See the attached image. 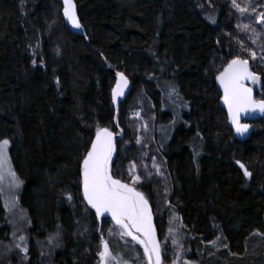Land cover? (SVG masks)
Wrapping results in <instances>:
<instances>
[{
    "label": "trees",
    "instance_id": "16d2710c",
    "mask_svg": "<svg viewBox=\"0 0 264 264\" xmlns=\"http://www.w3.org/2000/svg\"><path fill=\"white\" fill-rule=\"evenodd\" d=\"M73 1L84 36L67 27L59 0H0V139L11 141L30 239L59 232L48 264H95L101 236L113 252L119 242L108 237V218L84 212L80 183V163L96 128H114L115 75L108 68L124 73L132 86L119 103L124 135L116 143L113 174L137 156L126 120L142 99L152 105L153 141L170 180L169 201L192 240L194 258L202 264H264V244L256 247L264 238V117L251 122L248 139L237 140L215 84L240 55L261 77L255 96L264 98V26L253 21L243 30L231 0ZM253 28L260 33L255 44ZM172 88L178 96H169ZM165 124L171 126L160 133L158 125ZM194 144L201 145L195 160ZM142 192L155 214L152 188L147 184ZM4 212L0 197V223ZM155 222L161 234L156 215ZM29 255L30 264H46L35 248Z\"/></svg>",
    "mask_w": 264,
    "mask_h": 264
},
{
    "label": "snow or ice",
    "instance_id": "6c2138e0",
    "mask_svg": "<svg viewBox=\"0 0 264 264\" xmlns=\"http://www.w3.org/2000/svg\"><path fill=\"white\" fill-rule=\"evenodd\" d=\"M233 8L239 13L254 15L255 23L264 26V5H258L257 8L241 6L237 0H231ZM63 16L76 29L81 28V24L76 14V5L73 0H63ZM215 22V21H213ZM238 27H240L238 25ZM249 25H243V29L247 30ZM254 38L252 43H256L260 33L255 28L252 29ZM241 48L248 51L252 60L257 59V53L250 48H245L241 42ZM261 59H264V50H262ZM33 65H36V60H32ZM41 66L43 61L41 60ZM116 87L112 89V103H117V98L123 95V90L128 86V80L123 73L117 72ZM220 88L223 90L221 97L224 105L228 110V118L235 132L243 136L249 131V125L240 122L242 113L259 112L264 114V98L256 99L253 96V89L247 86V83L257 84L261 77L251 71L249 60L237 55L231 59L216 77ZM59 85V80L56 81ZM175 93L179 95L175 88L169 92V96ZM175 123V121H173ZM147 126L145 125V128ZM197 137L200 133L197 132ZM11 141L7 138L0 139V185L8 180L9 189H19L23 181H21L16 172L11 167L9 158V145ZM137 143L140 139L137 138ZM201 145H193V158L200 153L198 148ZM115 151L114 133L108 127H97L95 138L91 140L90 147L85 149V154L80 163V183L82 185L83 202H85V212L89 209L94 210L95 218L100 220L106 215L111 217L115 226V230L120 237H130L131 241L140 244L144 249V255L147 257L148 264H162V246L156 239L155 230L152 224V211L149 202L143 192L137 190V184L141 182V177L136 174V165H130V180L131 183L122 182L121 179L114 177L112 172L113 152ZM155 161V158H153ZM239 168L243 170V176L250 179L252 173L248 170L244 163L236 161ZM153 167L156 169V174H160V168L155 163ZM68 201L73 200V195L69 192L66 195ZM17 200L13 198L11 206L15 207ZM6 202L5 207L8 208ZM24 219L21 213V220ZM102 231V229H97ZM110 234L113 229L109 230ZM259 234V233H255ZM169 236L171 243L175 249L173 264H180L184 254L182 242L177 238V233L174 229L169 228ZM12 247L6 249L11 252L12 248L18 249L24 254V259H27L28 238L25 235L16 237ZM219 237H217V240ZM213 245L215 241H211ZM48 244L59 247V232L48 237ZM99 258V264H127L122 258H117L110 250L107 240L101 236L100 245L96 252ZM183 264H189L188 260H183Z\"/></svg>",
    "mask_w": 264,
    "mask_h": 264
},
{
    "label": "rangeland",
    "instance_id": "374dc122",
    "mask_svg": "<svg viewBox=\"0 0 264 264\" xmlns=\"http://www.w3.org/2000/svg\"><path fill=\"white\" fill-rule=\"evenodd\" d=\"M262 1L237 0V2L242 7L248 6L249 10H251V8H257L258 11L260 9L257 6L264 5ZM236 13V18L241 25L255 21L254 15H249L248 13L241 14L237 10ZM250 36L252 39L256 38L254 37L253 33H251ZM260 43L264 45L263 40H261ZM252 85L255 89H258L257 84ZM126 124L134 139V143L137 146L138 153L135 159L128 162L124 168L118 167L116 172L120 179L131 183L130 165L135 164L137 170L136 174L141 177V182L136 186L137 189L142 191V188L146 187L147 184H149L152 188L155 197V215L158 219L159 227L161 229L160 244L162 246V264H173L174 260L175 249L171 243L169 228L174 229V231L177 233V238L182 242L185 249L180 264H183V260H188L189 264H202L199 260L194 258V248H192L191 245L192 240L191 238L187 237L184 225L182 224L179 215L175 212V209L171 206L169 201L168 193L170 190V180L166 174L164 160L153 141V129L155 126L152 105L150 103H145L142 99H138L133 108H131V110L128 112ZM145 125L147 126L146 128ZM170 126L171 124L158 125V130L160 133H164ZM137 138L140 139V143H137ZM125 145L126 144H124V146ZM153 158H155V161ZM154 163L160 168L159 175L156 174V169L153 167ZM11 167L14 170L12 164ZM21 187L22 185L19 189H9L8 180L0 185V197L5 211L4 220L1 221L2 223H0V226L4 227L2 232L3 235L0 237V264H30L29 251H31L33 248L37 250L38 254L42 255L43 263L48 264L53 251L57 247L54 245H49L48 239L43 241H35L30 239V236L28 235L29 218L26 211L20 206L19 203V191L21 190ZM13 198L17 200L15 207L11 206V201ZM6 202L9 205L8 208L5 207ZM21 213H23L24 216L23 220H21ZM110 229H113L111 234L109 232ZM14 232L16 233L17 238L19 235H25L28 238L29 251L27 253V259H24V254L20 253L19 250L15 249L14 247L12 248L11 252L6 251V249L8 247H12L15 242L16 238L13 237ZM107 233L111 240L119 241L114 244V248H116L115 252H113L110 248L113 255H115L117 258H122L123 261L127 262V264H148L147 258L144 256L143 252L131 241L129 237H120L117 234L112 221H110L108 224ZM260 238L261 239L258 241V244H256V247H260L264 244L263 236ZM109 246L111 247V245ZM219 251L220 250L218 249L216 250V252ZM230 256L232 255L230 254ZM223 257L227 258L226 255H223ZM95 264H99L98 257Z\"/></svg>",
    "mask_w": 264,
    "mask_h": 264
},
{
    "label": "water",
    "instance_id": "95a60500",
    "mask_svg": "<svg viewBox=\"0 0 264 264\" xmlns=\"http://www.w3.org/2000/svg\"><path fill=\"white\" fill-rule=\"evenodd\" d=\"M59 2H60V4L62 5V17L64 18V21H65V23H66V25H67V27L71 30V32H73V33H75V34H78V35H81V36H84L85 34H84V29H83V27H82V25H81V28L80 29H76V28H74L73 26H72V24L63 16V0H59ZM74 2V1H73ZM76 14H77V11H76ZM77 18H78V15H77ZM79 19V18H78ZM79 22H80V20H79ZM81 24V23H80ZM228 64V63H227ZM226 64V65H227ZM249 64H250V62H249ZM225 65V66H226ZM224 69V68H223ZM250 69H251V66H250ZM108 70L111 72V73H113L114 75H115V84H114V86H113V88L114 87H116V81H117V76H116V73L117 72H120V71H117V70H115V69H113V68H108ZM223 71V70H222ZM221 71V72H222ZM120 73H122V72H120ZM124 74V73H123ZM219 74V73H218ZM124 76L127 78V76L124 74ZM127 80H128V78H127ZM215 84H216V86H217V89L219 90V92H220V94H221V96H220V105H221V107L225 110V112H226V114H227V119H228V124H229V126H230V128L232 129V132H233V136L237 139V140H239V141H244V140H246V139H248L249 137H250V135L252 134V132H253V127H252V125H251V122H253V121H255V120H257V119H259V118H261V117H264V114H261V113H259V112H254V113H247V114H244V113H242L241 114V116H240V122L241 123H244V124H248L250 127H249V131L247 132V133H245L243 136H241V135H238L236 132H235V129L233 128V126H232V124L230 123V121H229V118H228V110H227V107L224 105V103H223V101H222V99H221V97L223 96V90L220 88V85H219V83L216 81V79H215ZM247 86H249V87H251L252 89H253V96H254V98H256V96H255V88H254V86L250 83V82H248L247 83ZM131 84H130V82H129V80H128V86L126 87V88H124V90H123V95L122 96H119L118 98H117V103L116 104H113L114 105V108H115V116H114V130L115 131H112L113 133H114V145H115V141L116 140H120V139H122L123 138V135H124V129L119 125V123H118V108H119V103L121 102V101H123L124 99H125V97L129 94V92H130V90H131ZM257 99V98H256ZM149 206H150V203H149ZM150 208H151V206H150ZM94 211V210H93ZM151 211H152V208H151ZM95 213V212H94ZM108 216V215H107ZM105 218V217H104ZM152 224H153V227H154V230H155V235H156V239L158 240V235H157V230H156V225H155V220H154V213H153V211H152ZM130 238V237H129ZM131 239V238H130ZM134 244H136L140 249H141V251L143 252V254H144V249H143V247L140 245V244H138V243H136V242H134V241H132ZM145 256V255H144ZM146 257V256H145ZM147 258V257H146Z\"/></svg>",
    "mask_w": 264,
    "mask_h": 264
},
{
    "label": "flooded vegetation",
    "instance_id": "af4514ba",
    "mask_svg": "<svg viewBox=\"0 0 264 264\" xmlns=\"http://www.w3.org/2000/svg\"><path fill=\"white\" fill-rule=\"evenodd\" d=\"M110 130H111V131H115L114 128H112V129L110 128ZM120 140H121V139H120ZM117 141H119V139L115 141V151L113 152V159H114V157L116 156V152H117V150H116V147H117V146H116V143H117ZM111 166H112V165H111ZM111 168H112V167H111ZM114 177L117 178V179H120L118 175H117V176L114 175ZM121 180H122V182L129 183L128 181H125V180H123V179H121ZM137 190H138V189H137ZM138 191H140V190H138ZM141 192H142V191H141ZM145 197H146V196H145ZM146 199H147V198H146ZM153 213H154V212H153ZM105 217L108 218L110 221H112L110 216H107V215H106ZM103 218H104V217H103ZM154 220H155V214H154ZM155 225H156V222H155ZM156 230H157V225H156ZM157 235H158V241L160 242V235H161V234L158 233V231H157ZM135 245H136V244H135ZM136 246H137V245H136ZM140 250H141V249H140Z\"/></svg>",
    "mask_w": 264,
    "mask_h": 264
},
{
    "label": "bare ground",
    "instance_id": "6f19581e",
    "mask_svg": "<svg viewBox=\"0 0 264 264\" xmlns=\"http://www.w3.org/2000/svg\"><path fill=\"white\" fill-rule=\"evenodd\" d=\"M106 218V217H105Z\"/></svg>",
    "mask_w": 264,
    "mask_h": 264
}]
</instances>
